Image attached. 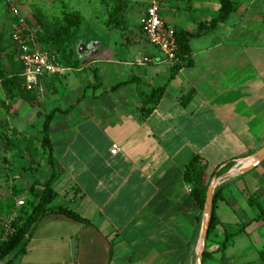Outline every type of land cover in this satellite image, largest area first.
I'll use <instances>...</instances> for the list:
<instances>
[{"label":"crops","instance_id":"obj_1","mask_svg":"<svg viewBox=\"0 0 264 264\" xmlns=\"http://www.w3.org/2000/svg\"><path fill=\"white\" fill-rule=\"evenodd\" d=\"M232 1L235 11L209 29L220 0H165L164 23L194 36L189 61L177 56L171 62L153 47L146 50L142 30V40L137 35L114 43V60H86L87 53L109 52V41L76 37L77 67L40 80L41 112L59 111L48 131L58 175L52 206L73 211L91 226L46 216L25 247L0 264L186 261L189 247L199 241L202 211L183 179L185 167L198 158L208 182L225 167V161L214 166L209 160L225 155L235 163L264 147V0ZM141 2L144 13L147 3ZM83 74L85 83L77 85ZM161 87L162 98L145 116L143 101ZM221 128L224 135L215 130ZM40 149V166L24 175L48 177L26 179L22 191L36 183L39 194L50 178L47 152ZM234 150L241 154L233 156Z\"/></svg>","mask_w":264,"mask_h":264},{"label":"rangeland","instance_id":"obj_2","mask_svg":"<svg viewBox=\"0 0 264 264\" xmlns=\"http://www.w3.org/2000/svg\"><path fill=\"white\" fill-rule=\"evenodd\" d=\"M121 3L124 6L121 16L118 17L121 25L116 27L113 23L108 27V31L111 32L107 34L104 24L108 17L116 12L117 0H0V67L9 78L18 74L21 79L19 89L9 91V88L4 87L0 78V242L4 237V226L8 224V220L14 214L11 210L12 207L16 201L25 200L22 186L25 185L26 179L32 183L43 181L48 177V175L42 177L38 173L24 175L29 167H32V170L35 168L33 163L42 160L43 154H41L39 137L42 123L40 122L42 120L41 109L43 108L42 96L45 94L41 90L40 80H37L35 84L27 83L24 72L12 60L8 50V34L14 22L10 13V5L14 6L28 21L36 23L46 34L53 31L65 13L79 12L84 23L79 33L76 34L77 37L83 33L86 39L89 37L90 39L109 41L107 44L109 52L92 55L87 53L84 55L85 59L108 58L114 60V49L112 48L114 43L131 42L137 35L142 40L144 13L141 0H121ZM145 47L146 50L152 49L148 43ZM71 77H75V73H71ZM85 78L86 76L83 74L77 85L84 84ZM48 90L51 91V89ZM215 130L224 135L222 128ZM233 130L237 131L238 129ZM222 141L221 137L220 144ZM240 154L239 151H233V156ZM226 158L223 155V159L208 160L210 164L220 166L224 161L225 164L229 162L230 159ZM243 162L244 160L237 161L227 168H221L213 178L217 180L214 193L225 187L223 196L227 204H218L217 216L223 225L218 227L209 239L208 236L206 237L205 251L214 252L221 245L226 234L237 232L254 216V211L247 206L246 201L255 191L262 190L264 192V162L246 173L236 177L231 176V171ZM29 163L30 165H28ZM25 166L27 168L23 170L22 167ZM212 180L207 184L208 187ZM206 183L204 176L202 190L206 188ZM198 249L199 243L194 242L189 247L188 257L183 264H196ZM259 252H264V223L253 224L246 230V234L229 242L226 251L227 263L264 264V261H261L258 256ZM206 264H219L218 256Z\"/></svg>","mask_w":264,"mask_h":264},{"label":"trees","instance_id":"obj_3","mask_svg":"<svg viewBox=\"0 0 264 264\" xmlns=\"http://www.w3.org/2000/svg\"><path fill=\"white\" fill-rule=\"evenodd\" d=\"M118 1V8L116 12L108 17L107 21H105V25L107 27L111 26L115 23L116 27L121 25V21L118 17L121 16L122 9H124L121 0ZM236 9V5L232 0H220V10L219 16L212 21L209 29H214L218 24L225 22L230 14L234 12ZM107 18V17H106ZM27 26L35 31L33 44L37 48L39 52L47 53L50 56H54L59 64L66 70L75 69L77 67V62L74 60V42L76 39V34L79 33L82 24L84 23V19L79 12L69 11L62 16L60 22L57 23V26L54 27L53 31L46 34L43 29L39 28L36 23L30 22L27 18H24ZM13 23L16 22L13 17ZM11 25V26H12ZM206 27H199L198 34L204 30ZM194 36L188 34H176V42L178 45V57L182 61H189L190 56V48L189 41ZM8 50L12 57V60L19 65L21 71L23 72V66L16 59V51L10 40V33L8 34ZM72 46V47H71ZM191 63L189 62L186 66L189 67ZM178 68V67H177ZM0 78L3 82L4 87L9 88V91L18 90L20 87V77L16 74L13 77H8L6 72L2 71L0 67ZM172 79V76L169 80ZM96 80V77H95ZM165 92V87H161L158 89H154L148 97L143 101V107L141 108V113L148 116L153 109L154 106L157 105L159 100L162 98ZM150 106L151 108H148ZM66 111L62 112L63 114L68 113ZM58 110H53L49 114L42 116V127H41V135L42 141H40V147L43 151L47 152V164L51 170V175L49 180L41 187L42 190L39 194H35V189L37 187L36 183H33L30 189L25 192L23 191L25 200L23 202V206L20 208H16L17 202L12 207V212H16V219L10 224V232L7 235V239L5 242L0 243V262L4 261L9 256L13 255L16 251L21 248H24L28 240L33 236L36 227L38 224L49 215H61L70 220H73L77 223L84 225L85 227H90L91 224L85 219L81 218L79 215L74 213L71 210L54 207L52 204L55 202L57 198L56 192L53 190V185L55 180L57 179L56 174V166L52 157L51 146L48 137L49 125L54 117L57 114ZM42 159V158H41ZM43 160V159H42ZM34 162V161H32ZM234 163V161H229L225 164L224 168H227L229 165ZM35 168L32 170V167H29V172H34L35 169H38L40 166L39 160L36 163H33ZM30 165V163L28 164ZM220 170L217 168L211 178L216 177V174ZM205 176V167L201 165V162L198 158H194L184 169L183 179L185 183L190 187V193L193 196L194 200L199 206V209L203 211L204 203L206 200V190L208 187V181L206 183V188L202 190V181ZM225 187H222L215 191L213 195V204H212V212L211 219L209 223L208 230V239L211 235H213L216 229L223 225V222L220 221L217 216L218 204L225 203L226 199L223 196V191ZM206 189V190H205ZM31 198L33 200H31ZM247 206L254 211V216L250 219L246 224L242 225L239 230L235 233L226 234L221 245L214 251H204L202 264H206L207 262L213 260L218 256L219 264H228V259L226 257V251L228 249L229 242L235 238L241 237L246 234V230L251 227L253 224L264 223V192L262 190L255 191L247 198ZM200 219H198V223ZM208 241V240H207ZM20 251V250H19ZM258 256L261 261H264V252H259ZM249 264V263H242Z\"/></svg>","mask_w":264,"mask_h":264},{"label":"built area","instance_id":"obj_4","mask_svg":"<svg viewBox=\"0 0 264 264\" xmlns=\"http://www.w3.org/2000/svg\"><path fill=\"white\" fill-rule=\"evenodd\" d=\"M146 8L142 19V33L149 45L157 49L168 61L177 60L179 52L176 42V32L166 25L162 18V10L165 0H146ZM10 13L16 22L10 28V40L16 51V59L23 66L24 76L28 84H35L37 80L51 77H62L66 71L54 56L39 52L33 44L35 31L31 30L20 12L10 5ZM117 148L114 147L112 154L115 155ZM190 192V190H189ZM23 206V202L17 203V208ZM15 212L4 226L5 242L10 232V224L16 218Z\"/></svg>","mask_w":264,"mask_h":264},{"label":"water","instance_id":"obj_5","mask_svg":"<svg viewBox=\"0 0 264 264\" xmlns=\"http://www.w3.org/2000/svg\"><path fill=\"white\" fill-rule=\"evenodd\" d=\"M250 161H251V164L249 165V167L246 168L241 174L252 170L256 166L264 162V147L260 151H258L256 154L251 156L250 158L244 160V162H250ZM216 182L217 180L213 179L207 190L205 205H204L203 212H202V224H201V231H200V236H199V241H198L199 249L197 253L196 264H202L203 254L205 251V240L208 234L209 223L211 219L213 195H214V189L216 186Z\"/></svg>","mask_w":264,"mask_h":264},{"label":"bare ground","instance_id":"obj_6","mask_svg":"<svg viewBox=\"0 0 264 264\" xmlns=\"http://www.w3.org/2000/svg\"><path fill=\"white\" fill-rule=\"evenodd\" d=\"M251 164L250 162H243L240 163L234 170L231 171V176L236 177L239 174H241L246 168L249 167V165ZM187 221V220H186ZM198 248V247H197Z\"/></svg>","mask_w":264,"mask_h":264}]
</instances>
